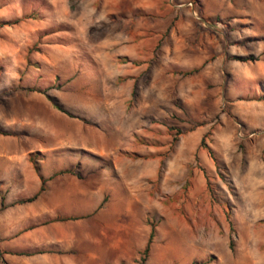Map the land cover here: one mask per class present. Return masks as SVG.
<instances>
[{
	"label": "rangeland",
	"instance_id": "374dc122",
	"mask_svg": "<svg viewBox=\"0 0 264 264\" xmlns=\"http://www.w3.org/2000/svg\"><path fill=\"white\" fill-rule=\"evenodd\" d=\"M0 198V264H264V0H0Z\"/></svg>",
	"mask_w": 264,
	"mask_h": 264
},
{
	"label": "trees",
	"instance_id": "16d2710c",
	"mask_svg": "<svg viewBox=\"0 0 264 264\" xmlns=\"http://www.w3.org/2000/svg\"><path fill=\"white\" fill-rule=\"evenodd\" d=\"M195 71H196L195 69L190 70V71H188L187 73H184V75L191 74V73H193V72H195ZM46 99H47V101L50 103V105H51L54 109L58 110V111L61 112V113L66 114V113L60 108V106H58L57 101H56L54 98L49 97V96H46ZM35 171H36V170H35ZM65 173H69V172H65V171H63V172H58V173L54 174L53 176H58V175H62V174H65ZM53 176L49 177L48 179L52 178ZM48 179H47V180H48ZM39 180H40V185H39L38 190L36 191V193H34L32 196H30V197H28V198H25V199H22V200L17 201L16 204L21 205V204L31 203V202L35 201V200L37 199V197H39V195H40L42 192H44V186H43V185H44V183H45L46 180L42 179L41 177H39ZM2 201H3L2 198H0V205H2ZM74 219H75V218L68 217V218L59 219L58 221H69V220H74ZM56 220H57V219H56ZM151 236H152V232L149 233V236H148V239H147L146 245H145V247H144V249H143V251H142L143 254H144V253L146 254L147 251H148V245H149V242H150ZM190 264H203V263L191 262Z\"/></svg>",
	"mask_w": 264,
	"mask_h": 264
},
{
	"label": "built area",
	"instance_id": "2783aa9c",
	"mask_svg": "<svg viewBox=\"0 0 264 264\" xmlns=\"http://www.w3.org/2000/svg\"><path fill=\"white\" fill-rule=\"evenodd\" d=\"M186 6L190 8L192 15H193L194 17H197V16H196V11L193 10V2L190 1V2L186 3Z\"/></svg>",
	"mask_w": 264,
	"mask_h": 264
},
{
	"label": "crops",
	"instance_id": "0c3cea01",
	"mask_svg": "<svg viewBox=\"0 0 264 264\" xmlns=\"http://www.w3.org/2000/svg\"><path fill=\"white\" fill-rule=\"evenodd\" d=\"M47 190H48V188H47Z\"/></svg>",
	"mask_w": 264,
	"mask_h": 264
}]
</instances>
